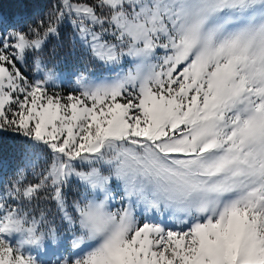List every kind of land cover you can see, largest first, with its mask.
Returning a JSON list of instances; mask_svg holds the SVG:
<instances>
[{"label":"snow or ice","instance_id":"6c2138e0","mask_svg":"<svg viewBox=\"0 0 264 264\" xmlns=\"http://www.w3.org/2000/svg\"><path fill=\"white\" fill-rule=\"evenodd\" d=\"M66 32L77 63L109 75L65 77L50 45ZM9 137L0 264H264V0L0 17Z\"/></svg>","mask_w":264,"mask_h":264},{"label":"trees","instance_id":"16d2710c","mask_svg":"<svg viewBox=\"0 0 264 264\" xmlns=\"http://www.w3.org/2000/svg\"><path fill=\"white\" fill-rule=\"evenodd\" d=\"M52 0H0V15L9 21L33 23L48 11ZM66 32L60 40H53L50 47L63 57L67 66L77 67L79 51L68 43ZM18 163L17 144L12 138L0 140V172L3 177H11Z\"/></svg>","mask_w":264,"mask_h":264},{"label":"rangeland","instance_id":"374dc122","mask_svg":"<svg viewBox=\"0 0 264 264\" xmlns=\"http://www.w3.org/2000/svg\"><path fill=\"white\" fill-rule=\"evenodd\" d=\"M1 17V15H0ZM60 63H61V70H65V77H67L69 75L70 71H75V70H86L88 72H91L93 74H95L97 77H104L109 75V73L103 69L102 67H99L97 65L94 64H89L87 62L81 64V65H77V67H71V66H67L66 65V61L63 59V57L59 58ZM65 83H68L67 79L65 80ZM72 85L70 83H68V87H71ZM0 177L4 178V179H10L11 177L6 176L3 177L2 172H0ZM158 219V218H157ZM57 223H59V220H57Z\"/></svg>","mask_w":264,"mask_h":264}]
</instances>
